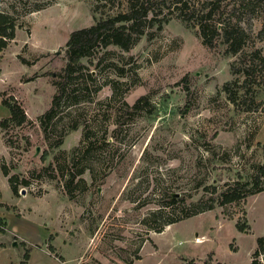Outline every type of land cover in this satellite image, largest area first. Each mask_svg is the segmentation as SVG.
Returning a JSON list of instances; mask_svg holds the SVG:
<instances>
[{"label":"rangeland","instance_id":"obj_1","mask_svg":"<svg viewBox=\"0 0 264 264\" xmlns=\"http://www.w3.org/2000/svg\"><path fill=\"white\" fill-rule=\"evenodd\" d=\"M189 1L198 8L208 0ZM251 3L254 16L236 14L248 34L244 55H229L223 45L207 48L195 30L173 18L159 33L149 29L151 37L129 52L110 45L83 59L45 134L39 118L57 91L59 78L51 74L66 65L70 34L127 11V0H0V12L18 25L0 53V122L10 116L2 104L10 98L29 120L0 125L1 169L29 181L18 196L0 184L6 223L1 264L19 263L26 248L28 264H202L208 258L212 264H251L264 236V192L162 232L149 226L158 227L161 215L144 222L160 208L167 188L192 193L197 179L222 187L249 179L263 161L264 0ZM246 65L248 76L233 73V66ZM233 82L227 93L224 85ZM145 95L152 96L151 105L142 102L131 121L118 124L121 108ZM85 129L95 148L72 161ZM73 174L71 200L66 184ZM202 193L186 204L195 205ZM257 259L264 264V254Z\"/></svg>","mask_w":264,"mask_h":264},{"label":"trees","instance_id":"obj_2","mask_svg":"<svg viewBox=\"0 0 264 264\" xmlns=\"http://www.w3.org/2000/svg\"><path fill=\"white\" fill-rule=\"evenodd\" d=\"M253 0H208L201 2L200 7L191 4L189 0H127L128 10L119 12L116 15L106 18H99L95 23L87 28L74 30L66 43V65L57 73L51 75L59 78L55 81L57 91L53 97L50 108L40 116V124L43 132L47 130L59 113V108L67 95V86L71 78L79 73L82 68V60L89 57L97 56L98 52L110 45H115L124 51H131L134 46L143 37H151L152 33L147 32L149 29L156 28L157 33L164 29L173 18L184 21L188 28L195 30L196 34L201 38L202 44L209 49H214L219 45L225 47L227 54L244 55L246 37H248L245 29L241 25V11H248L252 17L255 11ZM226 2V3H225ZM167 10V11H165ZM231 12L232 14H229ZM235 18V19H234ZM264 18V15H263ZM18 25L13 15L6 12H0V53H2L16 38ZM154 32V31H153ZM261 33H264V19ZM242 57V56H241ZM249 65L246 67L233 66V73L246 72L249 75ZM1 73V71H0ZM233 83L224 85V90L227 93L232 91ZM151 95L140 97L134 105L128 110L119 111L116 121L118 124H125L132 120L131 114L140 110L141 103L151 105ZM2 104L8 109L10 116L0 122L2 127H7L9 124L22 126L29 122L25 111L21 105L13 98L3 99ZM77 125H73L71 129H77ZM120 129H116V136ZM96 141L93 140V135L89 129H85L80 146L75 148L72 153L71 160L77 159L81 152L89 153L95 148ZM61 144V141L58 145ZM263 161L255 167L254 173L249 179L240 177L232 183H225L224 186L206 185L203 180H195V184L191 190L192 193H172L169 188L163 193V198L160 201V208L156 212H152L145 223L149 222L152 217L161 215L163 221L158 224V227L149 225L151 230L162 232L166 226L177 223L191 217L194 214H199L215 209L217 206L231 205L238 203L249 196L264 192V143L260 145ZM204 166L203 164L200 165ZM2 171L8 177L9 186L15 196L19 195L20 186H28L29 181L25 178H20L18 175H10L8 168L3 165ZM85 168L81 169L78 174H83ZM39 176H42L41 174ZM75 174L70 175L66 184L67 194L71 200L73 190L75 188ZM203 188L202 196L195 205L186 204L192 199V195L196 194ZM174 208L173 213L166 212V209ZM169 215V216H168ZM3 218L0 217V232H5L6 229ZM149 224V223H148ZM239 230L245 231V225H239ZM23 246L26 245L23 243ZM49 250L54 252V247L49 246ZM31 250L26 248L23 259L17 264H28L30 260ZM260 254H264V236L257 239V249L254 253V260L251 264H261L258 261ZM186 264H197L194 261ZM202 264H212V260L208 258Z\"/></svg>","mask_w":264,"mask_h":264},{"label":"crops","instance_id":"obj_3","mask_svg":"<svg viewBox=\"0 0 264 264\" xmlns=\"http://www.w3.org/2000/svg\"><path fill=\"white\" fill-rule=\"evenodd\" d=\"M6 183H8V177H6L3 174L2 169H1V166H0V184H6ZM2 251H3V249L0 248V254H2ZM0 264H1V260H0Z\"/></svg>","mask_w":264,"mask_h":264}]
</instances>
